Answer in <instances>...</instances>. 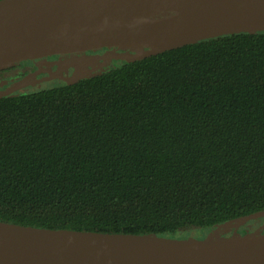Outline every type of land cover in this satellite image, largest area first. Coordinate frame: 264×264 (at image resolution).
I'll return each mask as SVG.
<instances>
[{"label":"trees","instance_id":"1","mask_svg":"<svg viewBox=\"0 0 264 264\" xmlns=\"http://www.w3.org/2000/svg\"><path fill=\"white\" fill-rule=\"evenodd\" d=\"M130 52L0 96V220L175 238L264 225V32Z\"/></svg>","mask_w":264,"mask_h":264},{"label":"water","instance_id":"2","mask_svg":"<svg viewBox=\"0 0 264 264\" xmlns=\"http://www.w3.org/2000/svg\"><path fill=\"white\" fill-rule=\"evenodd\" d=\"M242 32H264V0H0V71L108 47L109 60L133 61L141 56L120 49L144 55ZM0 264H264V231L175 238L0 220Z\"/></svg>","mask_w":264,"mask_h":264},{"label":"flooded vegetation","instance_id":"3","mask_svg":"<svg viewBox=\"0 0 264 264\" xmlns=\"http://www.w3.org/2000/svg\"><path fill=\"white\" fill-rule=\"evenodd\" d=\"M87 54L86 59L83 54H57L17 62L13 67L0 71V96L24 93L57 83L68 84L67 79L81 75L86 76L83 78L92 77L106 71L114 63L118 64L116 58L108 59L114 56V50L88 51ZM255 224L250 228H264L263 224Z\"/></svg>","mask_w":264,"mask_h":264},{"label":"rangeland","instance_id":"4","mask_svg":"<svg viewBox=\"0 0 264 264\" xmlns=\"http://www.w3.org/2000/svg\"><path fill=\"white\" fill-rule=\"evenodd\" d=\"M103 49H105L107 51H111V52H112V50H115L114 47L102 48L100 50H103ZM120 51L121 52L129 53V54L131 53L129 50L120 49ZM84 53L85 52L76 54V56L82 55ZM86 53H88V52H86ZM133 56H135V54ZM74 59H77V58H74ZM121 61H124V60H122V59H116V62H118V63H120ZM115 64H117V63H114L113 65H115ZM84 68H85V65H84ZM81 71L83 72V69ZM64 81H66V80H64ZM254 216H256V215L251 216V218L248 217L249 219L245 218L247 220L241 219V220H244V221H243V223H240L239 225L242 224L243 226H250V227L256 226L257 224H255V221L256 220L254 219ZM258 222H259V220H257L256 223H258ZM234 228H236V227H234ZM234 228H232V227L231 228H224V227L218 225V226H214V227H210V228L200 229L197 232H195V236L197 238H217L218 236H231V235H228V234ZM261 229H262V231H264V228H261ZM238 233L241 234L240 231ZM190 237H194V236H190Z\"/></svg>","mask_w":264,"mask_h":264}]
</instances>
